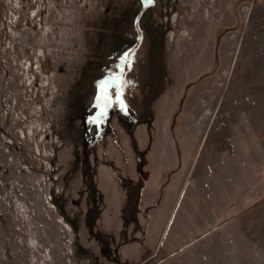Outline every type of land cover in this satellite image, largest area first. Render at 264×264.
<instances>
[{"label":"rangeland","instance_id":"obj_1","mask_svg":"<svg viewBox=\"0 0 264 264\" xmlns=\"http://www.w3.org/2000/svg\"><path fill=\"white\" fill-rule=\"evenodd\" d=\"M0 264H264V0H0Z\"/></svg>","mask_w":264,"mask_h":264}]
</instances>
